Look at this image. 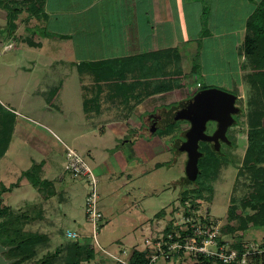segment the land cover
Listing matches in <instances>:
<instances>
[{
	"label": "rangeland",
	"instance_id": "1",
	"mask_svg": "<svg viewBox=\"0 0 264 264\" xmlns=\"http://www.w3.org/2000/svg\"><path fill=\"white\" fill-rule=\"evenodd\" d=\"M10 1L7 6V9L11 12L9 14L13 13L14 15L15 11L24 13L23 15L25 17L23 19L21 18L20 25L26 22L24 28L27 29L31 25V23L29 24L31 13H26V11H28V7L33 6V2H30L31 0ZM184 1L188 2L187 4L183 3L182 7L187 12L188 23L190 25L189 34L194 36L193 39L195 41L190 40L187 44L189 45L188 47L186 45L185 47H180L177 51H172L170 54L173 58L181 56L183 50L198 47L201 37L200 31L202 29L205 31L204 27L201 30L200 28L204 26L209 16V12H205L204 14L194 12L195 8L193 4H196L195 7L197 9L199 7L198 2L192 3V0ZM19 19L20 16H18ZM9 22L10 18L7 20V25ZM35 24L38 35H41L43 32L45 33L46 24L41 16L35 21ZM12 33L10 31L7 32L3 40V43L8 45L4 47V51L8 52L2 53L3 48H0V104L18 111L22 114V116H19L20 118L25 117V120L31 118L29 121H22L30 126L36 125L33 123V120H36L38 122L37 126L50 127L49 121L45 118V114L47 113L43 109L46 99L41 100L38 95L30 98L27 92L22 96L20 91L27 84L25 70L32 68V62L46 59L45 49L39 51L30 49L29 47L23 48L21 42L27 41L29 43L34 41L33 34L28 35L29 32H27L28 34L26 32H20L18 36H12ZM0 34H3V32ZM12 42H15L18 50H10L13 47ZM206 48L208 47H205V51H207ZM50 51L48 50L49 53ZM57 53L60 54L61 52L58 51ZM189 53L185 55L189 56ZM203 54L204 60H197L196 64L201 62V68L196 72V75H194L195 72L193 74L191 72V66L194 65V61L190 59V62L187 64L185 60V70L183 67L182 69L184 73L186 72V76L184 75V78L180 80L184 85H173L176 77L172 76L171 78L168 74H165L164 78H161V68L159 71H156L157 74H155L157 76H152L151 72H149L147 78L139 79L132 84V91L137 93L134 97L127 98V125L129 126V131L127 132V180L123 176L121 182L111 184L109 180L107 182H101L102 178L96 174L98 179L99 203L104 216L102 223L99 224L97 240L104 249L103 252L99 251V247L91 239L93 229L86 214V201L90 194V185L86 178L72 179L71 175L64 170L62 165L63 158L55 156H52L50 160L46 161L47 164H45L46 166L41 172L39 171L40 173L33 171L31 168L34 164L33 162L29 166V162L22 161L23 157L25 159L31 155V149L28 145L25 146V150L21 148V153H17L13 149L9 156L2 161L0 165V183L5 184L8 188L12 187L11 184L16 186L13 187L12 193L7 194L6 191L1 196L4 200L0 201V206H6L10 211L7 212L8 218L7 216L3 217L0 219V222L9 221V227L11 226L9 215L12 217L17 216L21 220L20 231L22 234L37 233L44 235L47 240L34 247V258L25 263L37 262L45 259L47 256H51L49 258L51 263L64 264L69 255L68 247L73 242H76V240H80L82 243H88L97 251V258L94 261L90 263L83 261L82 264H118L110 255H115L128 261L130 254L134 250L145 251V240L150 236L151 232L167 230L170 228L169 225L171 223L173 224V221L176 223H179L180 220L182 221L185 213L188 214V212L184 211V207L186 206L188 208L191 207V213L195 215L193 217L197 220L206 217L220 224V228H224L228 224L233 227L239 226V220L230 217V208L241 203L252 184L251 175L246 171L242 173L240 171L244 170L242 167L243 160L249 147L250 119L255 112L264 110V98L249 83V76L244 77L243 88L238 89L235 87L236 84H234L238 81L236 76L231 75L229 77L227 74H214V67L202 65L209 62L208 53L206 55L203 52ZM228 55L235 57L233 51H228ZM172 65L174 66V63L167 65L168 68H164L165 71L172 70ZM213 66L216 67V65ZM109 68L112 69V67ZM43 69L37 73V76L42 77L45 74L44 71L46 68L43 67ZM49 69H56L58 71L60 66H51ZM106 69L103 68L102 70ZM46 74L48 73L46 72ZM42 78L46 79L47 76L45 75ZM229 78L231 79L230 81L228 80ZM198 83L201 84L203 89L213 88L240 96L241 99H239L238 105L244 110V115H237L236 124L228 130L227 136L231 144L224 143L221 146L224 157L218 176L210 182L208 179V181H203V178H199L197 180V184H199L198 188L195 184L186 186V191H189V197L185 205L182 206L180 200L182 188L180 185L176 186L175 183L186 177L188 157L186 153L176 154L171 145L176 138H179L180 133L188 128V124L184 121L177 122L169 133L166 132L163 135H156L163 140L169 150L159 154L154 161H149L142 151L140 154H136L138 158L135 159V155L131 158L133 155L128 141L135 134H139L140 130L131 131L132 124H128V118H130L131 113H136L143 125L144 119L147 116L158 114L159 110H168L178 105L181 100L190 99L192 94L201 91L202 88L197 89ZM114 84L111 83L110 86H114ZM172 85L174 88L168 90L169 86ZM116 86H121V83ZM185 89H191L192 94L188 93ZM101 96L105 95L101 94ZM122 99L120 98V100ZM99 101H101V108L94 105L96 101H91L88 104L92 103L93 105L88 106L87 104L86 109L89 110L85 111L83 109L85 114H82L81 117L90 119V121H98L99 119L95 115L100 111L102 119L109 118V113L106 109L110 102H107L106 96L101 97ZM139 103L142 104V107L140 106L141 109L137 107ZM81 109L79 107L78 112ZM123 113L124 111L121 112V116H123ZM47 115V118H51L49 114ZM55 117L57 118L56 124H60L62 122V116L56 114ZM210 127L212 128V125ZM51 128L60 134L59 128L55 129L53 126ZM15 138L17 137L15 136ZM33 138L35 139L36 136H33ZM26 139V143L29 144H32L34 141V139L30 140V136ZM70 151L75 150L68 147L67 153ZM120 163L124 165L122 161ZM158 163L161 164L159 168L156 166ZM88 164L91 165L90 162ZM38 174L40 177L49 176L45 188H48V185L52 184L56 190V194L48 202L41 197L40 192H38L35 186L38 180ZM118 176L120 177V175ZM200 186L203 188L201 189ZM164 210L167 216L163 218V221L157 222L156 215ZM171 211L176 212V214L172 212L170 215ZM248 213L250 212L240 211L237 215H246ZM156 222L158 223L157 225ZM181 229H185V226L181 227ZM70 233H76L81 239L70 238L68 235ZM5 236V229L0 228V241L4 240ZM222 240L228 242L229 246L234 241L242 242L247 250L251 249L257 252L259 250L258 248L264 245V229L250 230L243 237H241V231L237 232L234 236L222 235ZM98 253L100 256H98ZM186 257L188 260L181 264L197 263L196 258ZM177 260L178 258L172 261L160 259L155 264H177ZM246 262V264H262L261 262H256L254 254Z\"/></svg>",
	"mask_w": 264,
	"mask_h": 264
},
{
	"label": "crops",
	"instance_id": "2",
	"mask_svg": "<svg viewBox=\"0 0 264 264\" xmlns=\"http://www.w3.org/2000/svg\"><path fill=\"white\" fill-rule=\"evenodd\" d=\"M36 1L31 0L30 2L36 3ZM261 1L192 0V3L198 2L199 4L198 10L195 7L196 4H193L194 12L200 14L209 12V16L204 26L200 28L201 30L204 27L205 31L203 29L200 31L198 47H191L181 53L183 69L185 70L186 66L185 60L188 64L191 59L194 61L191 72L192 74L195 72L194 75H196V72L201 68V62L196 64L197 60H204L202 53L205 52L206 55L208 53L209 62L207 64L204 62L205 64L202 65L214 67L213 73L216 75L236 76L238 81L234 83L235 87L242 89L244 77L250 76L252 73L250 62H248L249 56L245 52L247 22ZM42 3V13L38 15L36 11L35 13L31 11V20L29 21L31 25L27 29L24 28L26 22L20 25L21 18L25 17L24 13L20 11L19 15L17 14L20 19H17L15 23L20 26L12 33V36H18L20 32H26V34L29 32L28 35L33 34L34 41H31L33 45L25 41L21 42L22 47L39 51L45 49L46 59L32 62V68L25 70L27 84L20 91L22 96L27 92L30 98L38 95L41 100L46 99L43 109L52 118H47L48 115L45 114L50 127L37 126L36 120H33L36 125L30 126L22 121H29L31 118H27L28 120H25V117L20 118L19 116L22 114L3 105L14 113L16 118L12 141L5 155L0 159V165L13 149L15 152L21 153V148L25 150V146L28 145L31 155L25 159L23 157L22 161L29 162V166L33 162L32 170L36 168L38 172H41L47 164L46 161L50 160L52 156L63 158L62 165L65 170L67 148L69 147L91 163L92 169L102 178L101 182L109 180L111 184H116L123 180L121 179L123 176L127 180V132L129 131L127 98L134 97L137 93L132 91V84L139 79L147 78L149 72L152 76L156 75V71H159L160 68V77H164L163 69L168 68L167 65L171 64L162 59H143L131 64L128 69H126V64L122 69L124 70L123 75L120 74L122 70L117 71L116 68L102 69L106 64L110 66L108 64L116 60L139 58L146 54L163 51H177L180 47H185L190 40L195 41L194 36L189 34L190 25L187 12L182 7L183 3L187 4L188 2L184 0H42ZM5 5L6 1L0 4V33L3 32L0 34L2 53L8 52L4 51V47L8 45H5L3 40L9 32L7 20L11 13ZM189 8L191 9V7ZM26 13L29 12L26 11ZM40 16L44 19L46 31L38 35L35 21ZM12 44L13 47L10 50H18L15 42ZM206 46L208 47L207 51H205ZM48 50H51L50 53ZM58 51L61 53L58 54ZM228 51H233L235 57L228 55ZM185 52H190L189 56H186ZM57 56L59 57L57 58ZM213 61L214 63H212ZM103 63L106 64L102 65ZM51 66H60V69L58 71L51 70L49 69ZM43 67L48 73L46 74L44 71L43 76L46 75V79L42 78L43 76H37ZM173 69L175 70V66ZM173 69L166 71L171 73L174 71ZM184 75L186 76V72ZM111 83H115L114 86H110ZM119 83L121 86H116ZM90 90L91 92H89ZM185 90L192 94L191 89ZM101 94H104L107 102H110L106 109L109 118L102 119L100 111L95 115L99 119L98 121L82 118L81 115L85 114L83 109L89 110L86 109L89 102L96 101L94 105L101 106L99 99L105 97ZM120 98L123 99L120 100ZM141 105L139 103L137 107L141 109ZM79 107L82 108L80 112H78ZM122 111H124L123 116H121ZM56 114L62 116V122L58 125L56 124ZM128 120V124H132L131 131L141 130L143 125L136 113H131ZM51 126L55 129L59 128L60 134L55 132ZM28 136H30V140L36 136L32 144L26 143ZM128 142L133 155L131 158L135 155V159L138 158L136 154H140L142 151L147 160L154 161L159 154L169 150L159 136L146 139L135 134ZM156 166L159 168L161 164L158 163ZM48 177L47 175L40 177L38 174V179L41 182H48ZM1 185L9 189V191H5L7 194L12 193L13 187L16 186L11 184L12 187L8 188L5 184L0 183V188ZM38 192L40 191L38 190ZM54 195L49 197L47 192L46 199L42 194L41 197L48 202ZM1 200L4 199L1 198ZM163 212L165 215L161 218L156 215L157 222L163 221V218L167 216L166 211ZM173 213L176 214V212Z\"/></svg>",
	"mask_w": 264,
	"mask_h": 264
},
{
	"label": "trees",
	"instance_id": "3",
	"mask_svg": "<svg viewBox=\"0 0 264 264\" xmlns=\"http://www.w3.org/2000/svg\"><path fill=\"white\" fill-rule=\"evenodd\" d=\"M6 8H8L10 0H0V4L5 3ZM42 0H37L36 3H33V6L28 7V12L32 13H42ZM18 12H14L9 15L10 25L9 31L10 33L17 30L18 25L15 23L18 19ZM42 16V15H41ZM29 44L33 45L32 42ZM172 51H163L159 53H152L140 56L139 58H127L124 60H116L111 62L110 66L106 64L104 68L110 69L109 67L116 68L118 70H122L126 64V69L130 68L131 64L139 62L143 59L150 60H165L167 63H174L175 70L171 73L169 71H165L164 76L168 74L169 77H176L173 85L182 84L181 79L184 78V72L181 64V57L173 58L171 56ZM245 52L249 56L250 65L252 67V73L250 74L249 83L253 88L257 89L259 94L264 98V0L259 3L257 10L253 13V15L249 18L247 22V33L245 39ZM168 57H165V55ZM180 58V59H179ZM174 61V62H173ZM98 67V66H97ZM96 67V69H97ZM124 70L121 71V75L124 74ZM117 73V72H116ZM164 78V77H163ZM178 79V80H177ZM169 86L168 90L173 89L174 87ZM184 85V84H182ZM202 90L209 89L201 87ZM167 89V88H166ZM196 94V93H195ZM193 94L192 96H194ZM187 100V99H186ZM185 101V100H183ZM181 101L178 105L173 106L170 109L159 110L158 114L147 116L144 119L143 126L140 130L139 135L143 136L146 139H151L156 135H163L164 133H169L177 124L174 120V110L180 106L183 102ZM243 112V110H241ZM8 112V113H5ZM244 115V113L242 114ZM15 114L7 110L4 106L0 104V159L5 155L13 136L14 130V122H15ZM3 124V125H2ZM250 130L248 136V149L246 155L243 160V169L240 171L248 172L251 175L252 184L250 185V190L247 192L244 199L241 201L239 205H234L230 208V217H234L239 220V226L233 227L230 224L221 229V238L219 239V243L225 244L226 241L222 240V235H235L237 232L241 231V237L245 236V234L250 230H259L264 229V110L260 112H255L254 115L251 116L250 119ZM187 131H182L179 135V138H176L172 143L171 147L174 149L176 154H181L183 152L180 151L182 143L186 140ZM201 151L203 153V157L199 161V175L195 182L189 183L187 178H183L181 181L176 182L175 185H180L182 191L180 193L181 205H185L189 197V191H186V186L195 184L198 188L199 184H197V180L199 178H203V181H212L215 179L223 164L224 154L221 152H216L213 150L209 144L202 143ZM32 171V170H31ZM33 171L38 172L35 168ZM28 173V172H27ZM208 179V180H207ZM48 182H41L39 179L36 181L35 186L38 188L42 196L46 199V193H49V197L56 193V190L52 184L48 185V188H45V184ZM202 189L203 187L200 186ZM0 191V201L1 196L5 191H9V189L1 186ZM205 190V189H204ZM195 194V193H194ZM196 195V194H195ZM198 197V196H196ZM201 198V197H198ZM10 211L6 206H0V219L3 217L8 218L7 212ZM240 211L242 212H250L246 215L240 214L237 215ZM165 215V212H161L157 215L158 218H161ZM11 226L8 227L9 221L0 222V228L5 229V239L0 241V244L8 247H12V249L6 254V258L9 260H15L13 264H53L50 261L51 256H47L45 259H42L37 262H30L31 259L35 256L34 247L41 244L42 242H46V238L41 234H22L20 231V218L12 217L11 215ZM264 247V245L262 246ZM231 249H234L242 255L246 252V247L242 244V242H231ZM59 252V251H58ZM69 255L66 258L64 264H82L83 261L88 263L94 261L97 258V251L95 248L91 247L88 243H82L80 240H76L68 247ZM98 256L100 254L98 253ZM190 257V256H189ZM177 264H181L184 261H187L188 258L185 254H180L173 258V260L177 259ZM254 258L256 262H261L264 264V253L255 254ZM196 264H214V260L211 258L205 257H197ZM241 258L234 263L231 264H239ZM130 264H150L149 256L139 250H134L129 259Z\"/></svg>",
	"mask_w": 264,
	"mask_h": 264
},
{
	"label": "built area",
	"instance_id": "4",
	"mask_svg": "<svg viewBox=\"0 0 264 264\" xmlns=\"http://www.w3.org/2000/svg\"><path fill=\"white\" fill-rule=\"evenodd\" d=\"M201 88V84H197V89ZM65 172L69 173L72 179L86 178L90 185V194L86 201V214L89 223L93 229L92 241L97 244L99 251L104 249L100 246L97 235L99 224L102 223L104 216L101 212L98 194V179L95 171L88 162L75 151L67 153V165ZM185 213L183 220L179 223L173 221L167 230H159L151 232L150 236L145 240L146 249L141 251L149 256L150 264H155L160 259L172 261L173 258L180 254L190 257H205L214 260V264H231L237 262L246 264V260L253 254L264 253V247L260 246L257 252L247 250L242 255L238 251L231 249L228 242L220 244L221 238L220 224L203 217L195 219V215L191 213V207H184ZM194 216V217H193ZM185 229H181L184 227ZM72 239L80 238L76 233L68 234ZM188 254V255H187ZM118 264H130L124 258L110 255Z\"/></svg>",
	"mask_w": 264,
	"mask_h": 264
},
{
	"label": "water",
	"instance_id": "5",
	"mask_svg": "<svg viewBox=\"0 0 264 264\" xmlns=\"http://www.w3.org/2000/svg\"><path fill=\"white\" fill-rule=\"evenodd\" d=\"M239 97L218 89H204L197 92L190 99L183 101L174 110V120L190 124L186 133V140L182 143L180 151L187 154L186 178L189 183L196 181L200 169L199 161L203 157L200 143L213 144L216 152H221V143L231 142L227 133L230 127L236 124L234 118L241 112L236 106ZM217 123V128L212 135H208L207 125ZM12 247L0 244V264H13L15 260L6 258Z\"/></svg>",
	"mask_w": 264,
	"mask_h": 264
},
{
	"label": "flooded vegetation",
	"instance_id": "6",
	"mask_svg": "<svg viewBox=\"0 0 264 264\" xmlns=\"http://www.w3.org/2000/svg\"><path fill=\"white\" fill-rule=\"evenodd\" d=\"M197 93V92H196ZM236 96V95H235ZM237 97H239V96H237ZM239 99H241L240 97L238 98V100H237V103H236V106L238 107V108H240L239 107V105H238V101H239ZM241 109V108H240ZM241 110H243V109H241ZM244 113V110H243V112L241 111L239 114H238V116L240 115H242ZM236 116L237 115H235L234 116V118H235V120H236ZM186 124H188L187 126H188V128L186 129V130H183V131H188L189 130V128H190V124L189 123H187V122H185ZM210 125H212V128L210 127ZM216 128H217V123H214V122H210V123H208V125H207V131H206V133L208 134V135H212L213 133H214V131L216 130ZM227 135H228V133H227ZM202 143H207V144H209V146L213 149V144L212 143H208V142H201L200 143V151H201V145H202ZM224 143H221V146L223 145ZM214 150V149H213ZM202 152V151H201Z\"/></svg>",
	"mask_w": 264,
	"mask_h": 264
}]
</instances>
